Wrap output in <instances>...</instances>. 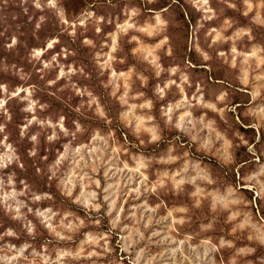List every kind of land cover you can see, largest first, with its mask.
<instances>
[{
  "label": "clouds",
  "instance_id": "9594fccd",
  "mask_svg": "<svg viewBox=\"0 0 264 264\" xmlns=\"http://www.w3.org/2000/svg\"><path fill=\"white\" fill-rule=\"evenodd\" d=\"M158 3L0 0V264H264V0Z\"/></svg>",
  "mask_w": 264,
  "mask_h": 264
},
{
  "label": "rangeland",
  "instance_id": "374dc122",
  "mask_svg": "<svg viewBox=\"0 0 264 264\" xmlns=\"http://www.w3.org/2000/svg\"><path fill=\"white\" fill-rule=\"evenodd\" d=\"M83 2H84V0H72L71 7L75 8L78 11L79 8L83 6ZM88 2L91 3L92 0H88ZM133 2L140 3V0H133ZM169 2H170V0H159L158 4H149L148 7H161V6H164L165 4H167ZM97 3H98V5L99 4H104V0H97ZM113 3L114 4L119 3L120 6H122L123 0H113ZM181 3H183V0H181ZM96 11L98 13H104V14H107V13L111 12L113 15H115V14H117L119 12V7L115 8V9H112V8H109V7H107L105 5L102 8L101 7H97ZM174 11L176 13V18L181 22V27L177 28V29H173V32L175 33V35L173 37V41H174V44L177 47L178 54L183 55V54H186L185 40H186V36H187V32H188V22L185 20L184 15L181 12L179 7L174 6ZM229 15H234V14L230 12ZM21 19L23 20V19H26V18L21 17ZM192 20H193V23H194L195 22V16L192 17ZM24 30L28 33L26 38L28 39L29 44L36 43V41L31 36V26L30 25H26ZM40 35H41V37H43L44 33H41ZM62 39L65 42H68V38L67 37H62ZM70 46L77 50V52H78L77 59L78 60L83 61L86 64H89L90 54L88 53V50L80 48L79 42H77L74 45L70 44ZM124 54H127V46H125V52L122 53V55H124ZM3 55H4V53H3L2 49H0V56H3ZM193 58L195 59V57H193ZM13 59H15L17 62H19V57H9V61L10 62ZM129 62H133L131 56H129ZM118 67H126V65H118ZM138 68H142V65L138 64ZM88 70L93 72V79H92V81H90V83L93 84L94 86H97V90L99 91L98 81L96 80L95 71H94V69L92 68V66L90 64H89ZM213 75L218 76L220 78H225V74H224L223 70L217 71ZM4 79H11V77H5L2 73H0V80H4ZM33 80H37V78L35 76H33ZM37 82H39V81H37ZM61 83H63V81ZM44 99L49 100V102L53 105V109L54 110L63 108V105L60 104L58 101H56L54 98H50V97H46L45 96ZM65 111H67V109H65ZM71 116H72V113H69V117L70 118H71ZM17 119L19 120V116L17 117ZM237 127H239V125H237ZM240 131L245 133L246 136H249V137L254 136V130L245 129V128L241 127ZM13 138L15 139V134H14ZM25 146H27V145H25ZM245 152H246V150L242 147L239 150V152L237 153V155L241 159H244V158H246L245 157ZM210 159L212 160L213 163H215V157H210ZM28 177H29L30 180H33V181L39 183V178L35 177L32 174V170L31 169L29 170ZM230 178L234 179V177L231 176V174H230ZM251 195H252L251 193H248L249 197H251ZM259 203H260V206H261V213L264 214V202H259Z\"/></svg>",
  "mask_w": 264,
  "mask_h": 264
}]
</instances>
